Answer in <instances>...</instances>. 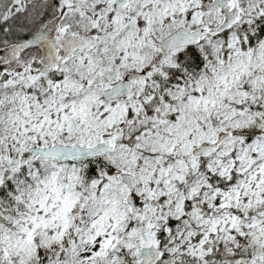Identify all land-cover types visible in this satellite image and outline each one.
<instances>
[{
    "label": "snow or ice",
    "instance_id": "obj_1",
    "mask_svg": "<svg viewBox=\"0 0 264 264\" xmlns=\"http://www.w3.org/2000/svg\"><path fill=\"white\" fill-rule=\"evenodd\" d=\"M0 264H264V0H0Z\"/></svg>",
    "mask_w": 264,
    "mask_h": 264
}]
</instances>
